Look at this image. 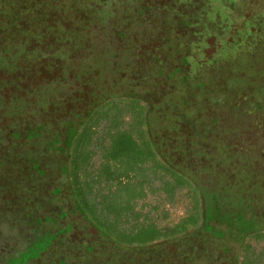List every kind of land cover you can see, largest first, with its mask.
Here are the masks:
<instances>
[{
	"label": "rangeland",
	"instance_id": "rangeland-1",
	"mask_svg": "<svg viewBox=\"0 0 264 264\" xmlns=\"http://www.w3.org/2000/svg\"><path fill=\"white\" fill-rule=\"evenodd\" d=\"M210 5H214L216 10L222 6L219 5L218 0H211ZM28 7L24 0H10L9 2L0 0V9L10 8L20 16L26 13H24L25 10L30 11L27 10ZM30 7L35 9L34 5ZM204 8L208 11V7ZM216 13L213 8L208 14L205 13L201 19L209 21V24L204 22L203 25L211 28L215 25L213 22L219 20L221 22L223 15L219 13V10ZM44 16L47 17V14ZM150 16L155 19L154 14L148 15ZM18 22L19 20H14L10 23L22 28V24ZM156 22L164 25L167 19L161 17ZM140 23L142 25L145 23L144 17H140ZM11 24L1 23L2 30L5 32L11 29ZM189 24L190 21L183 18L181 25L186 28V31L184 33L173 32L182 41H179V45L186 43L188 37H193V31L188 27ZM93 32L96 33V29ZM170 33L172 36V31ZM117 36L125 40L127 34L119 30ZM165 39L169 40L167 35ZM188 43L189 41L185 46H188ZM5 50L9 51L8 48ZM5 50L0 49V55L6 54ZM260 51L257 56L261 57L264 52ZM257 59L262 61L260 64L264 65V58ZM157 63L159 68L154 71L153 78L148 76L140 78V82L137 81L142 83L139 91L134 94L132 91L123 94L111 92L107 104L113 101L118 104H127L130 99H135L134 102L138 104L141 99L147 111L151 107L155 113L162 106L158 103H150L148 86H151L159 91L162 97L161 104L164 110L160 108L161 112L158 113H165L167 118H170L172 114L176 121H179V114L186 116L187 119L180 118L184 123V128L191 131V134L196 132L194 133L196 137L193 140L195 146L188 145L189 148L186 150L188 154L186 153L182 159H188L189 168L196 166L198 161L204 159V167H197L194 174L192 171L183 169L186 179L190 182L188 194L186 188H183L176 191L174 198L169 199L163 192L153 191L146 187V197L138 201L137 207L140 208L143 205L148 210L149 207H154L159 203V209L153 212L151 218L148 219L156 220L157 224L162 226L176 222L185 214L186 208L188 207V212H190V205L195 203L194 209L197 207L200 216L195 229L193 228L185 236L173 241L156 242L142 247L136 245L126 247L119 245L118 242L113 243L105 236L99 237L94 234L95 229L89 225L88 227L82 218L77 216L76 218L75 209L71 210L70 205L67 208L63 206L62 210L50 208L49 210L55 215L44 214L45 202L50 199L42 191L45 182L54 179L52 181L54 184L50 189L51 196L57 200V203L66 201L64 189L59 185L62 181L58 178L56 171L50 167V162H58L57 168L61 172L67 169L66 155L73 151L71 140L76 133L70 125L75 127L84 120L83 118L59 120V125L54 127L48 124V121L54 122L51 117L48 121H41L45 124L37 123L25 127L22 132L14 130L11 133L13 142L10 147H5L7 134L0 138V146L5 144L0 147V264H252L250 261H254V264H264V240L253 241L247 251L248 236L264 231V165L260 164V168L256 170L245 171L250 168V161L254 156L251 152L254 144L249 143L248 139L244 140L243 137L240 138L241 148L250 150L246 155L236 157V153L233 155L228 152L218 154L217 148L220 144L218 140L222 138L214 137V133L218 132L216 127L221 130L222 124L223 126L229 123L235 124L236 120L228 121L230 118L223 116L221 111L225 110L221 107L223 108L224 104L220 101L215 102L217 97H211L212 100L209 98L208 101L215 106L208 109L200 103V100H195L193 92L197 88L199 92L196 95L203 97L205 90L209 92L214 89L212 86L220 92L221 86L225 85L226 81L217 83L218 86L214 85L213 82L217 80L218 74H225L227 70L233 73L237 70H246V68L242 65L233 68L226 64V66L217 68L216 76H211L210 82L208 80L206 84L202 80L206 73L205 65H198L189 53H182L176 62L171 58L164 60L159 57ZM75 78L68 79L67 86L77 84ZM255 80L254 76L250 79L252 84ZM174 93L175 96L181 97L180 103L172 99ZM144 95L147 101L143 98ZM107 104L103 107H108ZM239 106L240 110H248L253 114L264 110V107H259L247 95L239 102L237 107ZM230 109L229 107L228 111ZM150 112H146L147 116L151 115L152 112ZM46 116L49 114L42 111L33 119L36 121ZM165 117L160 125L164 130L165 127L167 128ZM261 117L264 118V116ZM128 119L129 116L126 117V120ZM240 120L242 123L251 121L247 118ZM23 121L20 123L14 121L13 124L21 127L25 124ZM153 123H150L151 127ZM104 130L106 132V126ZM231 130H233L231 126L226 129L223 127L222 135L225 139L238 136V131ZM156 132L160 133L159 130ZM102 137L106 138L107 135H97L96 139L100 141ZM216 138L217 141L214 140ZM261 157H264L263 152H261ZM92 164L95 168L100 165L99 153L93 156ZM158 184L159 182L155 181L153 186ZM82 222L85 226H82ZM86 227L89 232L86 231ZM77 228L82 235L86 234V237L78 239Z\"/></svg>",
	"mask_w": 264,
	"mask_h": 264
},
{
	"label": "flooded vegetation",
	"instance_id": "flooded-vegetation-1",
	"mask_svg": "<svg viewBox=\"0 0 264 264\" xmlns=\"http://www.w3.org/2000/svg\"><path fill=\"white\" fill-rule=\"evenodd\" d=\"M210 2L211 0H24L30 11L25 10L23 16L10 8L0 9V49L4 45L11 49L9 54L0 55V138L8 135L6 145L2 146L10 147L13 142L11 133L14 130L22 132L25 127L45 124L41 121H48L51 117L54 122L48 121V124L57 127L59 120H77L84 115L88 117V114L109 101L111 92L136 93L142 85L137 82L140 78H153L154 71L159 68V57L164 60L171 58L176 62L182 53H189L198 65H211L214 69L226 64L236 68V62L243 60L253 65L260 61L257 58H264V55L257 56L260 50L264 52V0H218L219 5H222L218 10L223 17L221 22H213L215 28L206 27L201 19L211 8L215 9V13L218 12ZM33 5L35 9L30 7ZM204 7H208V11ZM153 14L155 19L148 17ZM177 15H184L186 18L191 16L198 20L195 29L191 30L193 37H188V46H185L188 41L179 45L180 38L173 34L176 31H186L181 23H170L174 20L172 17ZM140 17L145 19L143 25ZM161 17L167 19L166 24L156 22ZM68 19L70 20L67 21ZM14 20H19L22 28L10 23ZM3 22L11 24L12 30L4 32L1 25ZM95 29L96 33L93 32ZM119 30L127 34L125 40L118 38ZM169 30L172 31V36ZM166 35L168 41L165 39ZM209 38H213L215 45H218L210 56L200 53ZM208 47L211 48L210 45ZM70 78H75L78 83L67 86ZM148 88L150 103H158L163 107L160 92L151 86ZM227 88L224 85L220 91ZM140 101L142 102L141 99ZM42 111L49 116L34 121L33 117ZM170 116L165 117L166 133L160 126L161 123H157L160 118L152 117L148 124L150 134L144 139L151 142L162 159L174 164L180 172L185 173L183 169H187L194 174L197 167H204V159L189 168L188 159L184 160L182 157L188 154V145L195 146L193 140L196 132L191 134V131L184 128L182 114H179V121L172 114ZM261 116L264 113H257L252 117L254 127L250 126L245 135L238 133L233 139H225L223 129L218 127V132L214 134L217 138H222L218 142L224 139L230 143L237 142L242 137L244 140L248 139L249 143L264 142V118ZM193 118L197 120L196 117ZM22 120L25 124L21 127L13 124L14 121L20 123ZM150 123H153L152 127ZM156 127H159L160 133L155 131ZM231 131L235 132L234 129ZM241 151L244 152L243 149ZM82 226L85 224L82 223ZM88 227L85 228L86 231ZM77 230L78 239L86 237L79 228Z\"/></svg>",
	"mask_w": 264,
	"mask_h": 264
},
{
	"label": "trees",
	"instance_id": "trees-1",
	"mask_svg": "<svg viewBox=\"0 0 264 264\" xmlns=\"http://www.w3.org/2000/svg\"><path fill=\"white\" fill-rule=\"evenodd\" d=\"M4 15L6 14L4 13ZM172 18L174 20L172 19L173 21L170 23H178L179 25L181 19L186 17L177 15ZM187 19L190 21L188 27L191 30L195 29V23L198 20L196 18L194 20L191 16H188ZM204 22L209 23L205 20ZM6 48L10 49L7 45H4L3 49ZM4 52L9 54V51L5 50ZM237 62L236 68L242 65L246 70H237L232 74L227 71L225 74H219L217 80L213 82L214 85H217V83L225 80L227 90L219 92L216 91L215 86H212L213 90L209 92L205 90L204 98L196 95L199 92L197 88L193 92L195 100H200V103L208 109L215 106L208 101L209 98L217 97L215 102L220 101L224 104L221 109L225 111L220 109L223 116L225 118L229 117L228 121L236 120L235 124L229 122L227 126L222 124L221 128L225 127L226 129L231 126L232 129L238 130L239 135H245L247 130L251 128L250 126L254 127L251 122L252 117L258 112L253 114V112L246 110L247 112L245 111L243 114V111L239 109L240 106L237 107V105L247 95L259 107H264V65L260 64L262 61L253 63V65H249L244 60L243 62ZM232 64L235 65L234 62ZM217 68L214 69L211 65H205L206 73L203 75L202 80L206 84H208V80L210 82L211 76H216ZM252 76L256 79L253 84L250 81ZM223 86H221V89H223ZM143 98H146V95ZM172 99L179 101V103L181 101V97L178 96H173ZM134 100L130 99L127 104H118L114 101L110 104L105 102L88 114V117L84 115L79 118L84 119L80 121L79 125L77 124L75 127L70 125L73 126L76 133L71 140L73 151L66 155L67 163L65 166L67 169L61 172L57 168L58 162H50V167L56 171L58 178L63 182H59V185L64 189L66 201L61 202L62 204L57 203V200H54L51 196L50 189L54 184L52 183L54 179L45 182L44 190H42L44 194L46 193L47 198L50 197L45 202L44 214L55 215L54 212L49 210L50 208L62 210L63 206L67 208L70 205L71 210L75 209V217L82 218L85 224L94 228L96 235L99 237L105 236L113 243L118 242L119 245L126 247L135 245L142 247L156 242L173 241L193 230L200 220L198 209L197 207L194 209L195 203L192 200H189L193 203L190 205V212H188L187 207L185 214L176 222L162 226H159L156 220L148 219L151 218L153 212L159 209V203L154 207H149L148 210L143 205L140 208L137 207L138 201L146 197V187L153 191L163 192L167 198L172 199L176 191L183 188H186L188 194L190 182L186 179L185 173L176 169L174 164L162 159L152 147L151 142L149 143L144 139L150 134L148 124L152 117L160 118L157 123H162L161 118L166 115L158 112H161V109L164 110V108L160 107L161 109L159 108L158 111L156 110L157 112L153 113L154 109L150 108L147 111L143 102L136 104ZM105 104L108 107L104 108ZM229 107L231 109L228 111ZM149 111L152 113L150 112L151 115L147 116L146 112ZM260 112L258 114L264 113V110ZM127 116H129L128 120H126ZM183 117L186 116L183 115ZM243 118L251 121L243 122V124L240 120ZM103 126H106V132ZM154 129L155 131L159 130L158 127ZM105 134L108 138L102 137L100 141L96 139L97 135ZM219 143L218 154L228 152L231 155L236 152L237 156H244L250 152L247 148H245L247 151H244V148V152L241 151L240 140L230 143L229 140L225 141L224 139ZM253 144L254 148L251 152L254 156L250 161V168L245 171L256 170L260 168V164L264 165V157H261V152H264V142ZM97 153L100 154V165L95 168L92 164V158ZM62 177L66 181L62 180ZM155 181L159 182L157 186H153ZM261 240H264V231L250 234L247 238V251L252 246L253 241ZM251 257L253 256L251 255ZM250 262L254 264V261Z\"/></svg>",
	"mask_w": 264,
	"mask_h": 264
},
{
	"label": "water",
	"instance_id": "water-1",
	"mask_svg": "<svg viewBox=\"0 0 264 264\" xmlns=\"http://www.w3.org/2000/svg\"><path fill=\"white\" fill-rule=\"evenodd\" d=\"M215 40L213 39V38H209L207 41H206V43H205V46L203 47V49H202V51L200 52L201 54H204V55H208V56H210L211 55V53H212V51H213V49H216L217 47H218V45H215ZM211 46V48L210 47H208V46ZM200 54V55H201Z\"/></svg>",
	"mask_w": 264,
	"mask_h": 264
}]
</instances>
